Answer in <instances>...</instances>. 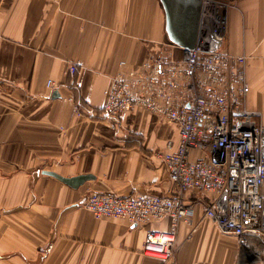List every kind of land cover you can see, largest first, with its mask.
Instances as JSON below:
<instances>
[{"label": "crops", "instance_id": "0c3cea01", "mask_svg": "<svg viewBox=\"0 0 264 264\" xmlns=\"http://www.w3.org/2000/svg\"><path fill=\"white\" fill-rule=\"evenodd\" d=\"M214 1L226 5L223 49L246 57L247 107L264 125V0ZM157 58H182L160 0H0V264H264L263 248L205 216L210 194L184 195L193 213L168 261L142 254L146 233L168 231L167 219L134 225L80 207L91 193L175 195L158 157L178 142L174 124L141 107L112 122L74 110L79 100L98 111L114 75ZM43 171L91 179L72 188Z\"/></svg>", "mask_w": 264, "mask_h": 264}, {"label": "built area", "instance_id": "2783aa9c", "mask_svg": "<svg viewBox=\"0 0 264 264\" xmlns=\"http://www.w3.org/2000/svg\"><path fill=\"white\" fill-rule=\"evenodd\" d=\"M225 6L203 0L196 45L181 48L180 63L157 58L114 75L98 111L74 102L78 117L112 122L121 112L141 107L179 129L177 144L167 142L158 155L175 195L91 193L80 204L96 218H124L134 225L167 219L168 231L146 233V257H174L179 226L190 223L193 213L184 200L187 192L211 195L205 216L223 234L247 249H264V125L257 122L260 114L247 107L246 57L223 49ZM67 74L74 86L75 64H69ZM193 151L201 153L199 159H190Z\"/></svg>", "mask_w": 264, "mask_h": 264}, {"label": "water", "instance_id": "95a60500", "mask_svg": "<svg viewBox=\"0 0 264 264\" xmlns=\"http://www.w3.org/2000/svg\"><path fill=\"white\" fill-rule=\"evenodd\" d=\"M160 2L165 13V30L168 40L179 48L194 49L198 35L201 0H160ZM57 94V91L54 92L55 96H58ZM42 173L72 188H77L91 179L89 176L66 178L50 171Z\"/></svg>", "mask_w": 264, "mask_h": 264}, {"label": "trees", "instance_id": "16d2710c", "mask_svg": "<svg viewBox=\"0 0 264 264\" xmlns=\"http://www.w3.org/2000/svg\"><path fill=\"white\" fill-rule=\"evenodd\" d=\"M220 1H223V0H220Z\"/></svg>", "mask_w": 264, "mask_h": 264}, {"label": "rangeland", "instance_id": "374dc122", "mask_svg": "<svg viewBox=\"0 0 264 264\" xmlns=\"http://www.w3.org/2000/svg\"><path fill=\"white\" fill-rule=\"evenodd\" d=\"M222 9V8H221Z\"/></svg>", "mask_w": 264, "mask_h": 264}]
</instances>
